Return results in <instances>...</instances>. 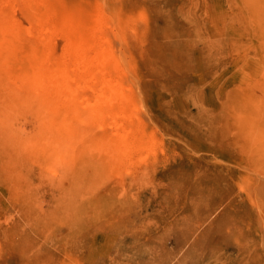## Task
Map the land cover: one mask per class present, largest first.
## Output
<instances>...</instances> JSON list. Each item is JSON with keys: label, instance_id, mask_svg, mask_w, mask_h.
<instances>
[{"label": "rangeland", "instance_id": "obj_1", "mask_svg": "<svg viewBox=\"0 0 264 264\" xmlns=\"http://www.w3.org/2000/svg\"><path fill=\"white\" fill-rule=\"evenodd\" d=\"M0 264H264V0H0Z\"/></svg>", "mask_w": 264, "mask_h": 264}]
</instances>
